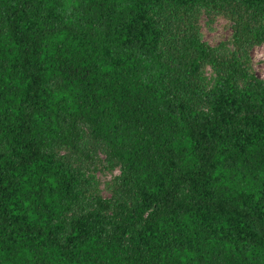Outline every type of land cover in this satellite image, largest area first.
Segmentation results:
<instances>
[{
  "label": "trees",
  "instance_id": "obj_1",
  "mask_svg": "<svg viewBox=\"0 0 264 264\" xmlns=\"http://www.w3.org/2000/svg\"><path fill=\"white\" fill-rule=\"evenodd\" d=\"M213 2L258 18L238 52L264 43V0H0V264H264V81L164 36L165 7ZM83 129L120 168L110 199Z\"/></svg>",
  "mask_w": 264,
  "mask_h": 264
},
{
  "label": "rangeland",
  "instance_id": "obj_2",
  "mask_svg": "<svg viewBox=\"0 0 264 264\" xmlns=\"http://www.w3.org/2000/svg\"><path fill=\"white\" fill-rule=\"evenodd\" d=\"M161 18L165 24L164 36L168 41L177 44V30L194 31L208 48L221 51L225 60L232 55L239 59H242V55L248 58V70L264 81V43H247L243 45L242 53L235 47L238 19L245 18L250 28L260 24L258 18L252 14L248 15L239 2H213L210 5H194L186 10L165 7L161 11ZM220 72L210 63L203 67L201 78L206 88L212 86ZM238 84L242 85L241 82ZM83 132L85 148L96 157L97 165L96 171H86L88 191L102 199H110L117 191L115 180L120 174V168L109 161L106 149L94 144L86 130L83 129ZM59 154L74 171L84 167L85 160L81 156L73 155L67 150Z\"/></svg>",
  "mask_w": 264,
  "mask_h": 264
}]
</instances>
